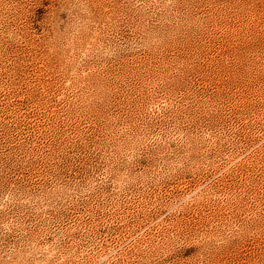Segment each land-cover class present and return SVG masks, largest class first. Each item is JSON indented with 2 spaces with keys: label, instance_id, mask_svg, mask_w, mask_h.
<instances>
[{
  "label": "rangeland",
  "instance_id": "obj_1",
  "mask_svg": "<svg viewBox=\"0 0 264 264\" xmlns=\"http://www.w3.org/2000/svg\"><path fill=\"white\" fill-rule=\"evenodd\" d=\"M0 264H264V0H0Z\"/></svg>",
  "mask_w": 264,
  "mask_h": 264
}]
</instances>
